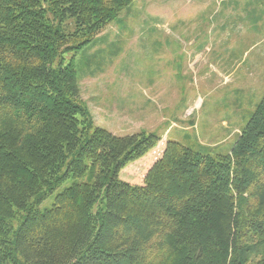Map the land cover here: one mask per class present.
<instances>
[{"label": "trees", "instance_id": "1", "mask_svg": "<svg viewBox=\"0 0 264 264\" xmlns=\"http://www.w3.org/2000/svg\"><path fill=\"white\" fill-rule=\"evenodd\" d=\"M134 1L0 0V264H264V96L216 156L95 124L75 56Z\"/></svg>", "mask_w": 264, "mask_h": 264}, {"label": "rangeland", "instance_id": "2", "mask_svg": "<svg viewBox=\"0 0 264 264\" xmlns=\"http://www.w3.org/2000/svg\"><path fill=\"white\" fill-rule=\"evenodd\" d=\"M75 61L96 126L226 154L264 96V0H135Z\"/></svg>", "mask_w": 264, "mask_h": 264}]
</instances>
